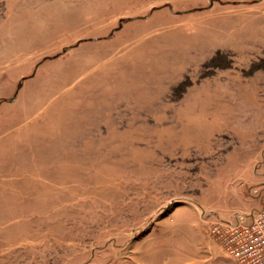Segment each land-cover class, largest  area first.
Returning <instances> with one entry per match:
<instances>
[{
	"label": "rangeland",
	"instance_id": "rangeland-1",
	"mask_svg": "<svg viewBox=\"0 0 264 264\" xmlns=\"http://www.w3.org/2000/svg\"><path fill=\"white\" fill-rule=\"evenodd\" d=\"M263 179L264 0H0V264H240Z\"/></svg>",
	"mask_w": 264,
	"mask_h": 264
},
{
	"label": "built area",
	"instance_id": "built-area-1",
	"mask_svg": "<svg viewBox=\"0 0 264 264\" xmlns=\"http://www.w3.org/2000/svg\"><path fill=\"white\" fill-rule=\"evenodd\" d=\"M253 193L264 195V179ZM250 211L237 212L215 228L227 255L240 264H264V199Z\"/></svg>",
	"mask_w": 264,
	"mask_h": 264
},
{
	"label": "water",
	"instance_id": "water-1",
	"mask_svg": "<svg viewBox=\"0 0 264 264\" xmlns=\"http://www.w3.org/2000/svg\"><path fill=\"white\" fill-rule=\"evenodd\" d=\"M120 23H122L121 21H120ZM14 99V97H12V100Z\"/></svg>",
	"mask_w": 264,
	"mask_h": 264
}]
</instances>
